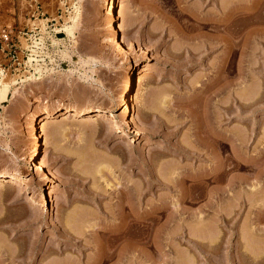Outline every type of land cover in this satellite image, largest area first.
<instances>
[{
  "label": "rangeland",
  "instance_id": "374dc122",
  "mask_svg": "<svg viewBox=\"0 0 264 264\" xmlns=\"http://www.w3.org/2000/svg\"><path fill=\"white\" fill-rule=\"evenodd\" d=\"M108 2L0 0V32H21L22 46L26 36L29 52L47 59L36 74L9 70L0 79L12 83L0 101V172L31 180L22 190L0 185V264H264V218L248 251L249 221L234 211L239 189L213 206L208 196L221 184L205 191L192 177L218 162L230 170L238 162L228 141L243 136L241 156L254 172L229 178L251 172L260 192L253 199L264 202V0H114L113 35ZM228 6L241 10L236 29L219 26ZM123 33L144 55L131 75L127 114L118 101L135 56ZM0 63H9L1 51ZM71 106L113 112L64 119ZM48 110L57 112L51 123L33 120ZM213 132L230 146L216 155ZM37 139L40 180L27 165Z\"/></svg>",
  "mask_w": 264,
  "mask_h": 264
},
{
  "label": "bare ground",
  "instance_id": "6f19581e",
  "mask_svg": "<svg viewBox=\"0 0 264 264\" xmlns=\"http://www.w3.org/2000/svg\"><path fill=\"white\" fill-rule=\"evenodd\" d=\"M259 2V1H258ZM233 4V3H232ZM235 5V4H234ZM104 6V5H103ZM231 6V5H230ZM236 6V5H235ZM107 7H108V11L110 12L109 14H112V18H111V20H110V23H108V20H107V26H109L110 25V27H109V29L111 30V33H110V35L113 33L112 31H114V33H117V30H116V28H115V16L113 17V12H114V9H115V3H114V0H109V2H108V5H107ZM257 7V6H256ZM228 8H229V6H228ZM227 8V9H228ZM254 8H255V6H254ZM260 8H262V7H260ZM223 9H225V10H227L226 9V7L225 8H223ZM239 9V10H238ZM250 9V8H249ZM241 11L240 10V8L239 7H234L233 6V8H229V14H230V17H228V19H225L224 21H218L219 22V26H225L226 24H230L229 25V27L230 26H232V27H234V29H236L235 28V26H237L236 24H238L237 23V19L235 18V16L233 15L235 12H238V11ZM248 9H246L245 11H247ZM250 10H253V9H250ZM250 10H248L249 12H250ZM256 10V9H255ZM262 10V9H261ZM108 11L106 12V13H108ZM244 11V9H242V12ZM260 11V10H259ZM259 11H257L258 13H259ZM226 11H224V13H225ZM253 12H254V10H253ZM105 13V12H104ZM118 13V12H117ZM228 14V13H227ZM120 14H117V16H119ZM107 16H108V14H107ZM233 16H234V18H233ZM121 19V18H120ZM218 20V19H217ZM258 20V19H257ZM261 20V19H260ZM121 21V20H120ZM216 22V21H215ZM252 23H254V21L252 22ZM262 23V22H261ZM224 24V25H223ZM255 24H257V22H255ZM106 26V27H107ZM117 26V25H116ZM228 26V25H227ZM119 27V26H118ZM117 27V28H118ZM107 30H108V28H106ZM119 29V28H118ZM110 30H109V32H110ZM119 31H121V30H119ZM233 31H236V30H233ZM232 31V32H233ZM108 32V33H109ZM122 32V31H121ZM113 33V34H114ZM235 33H237V31L236 32H234V33H232L234 36H235ZM112 34V35H113ZM120 35V34H119ZM126 36V34H121V36H120V38L122 37V39H123V43H124V45H125V43H126V47H127V49H128V51L132 54V55H134L135 57L133 58V60L128 64V67H127V69H126V83H125V87H124V90H123V93H121V96H120V94H118V96H120V98L117 96V98H119V101H118V99L116 100V101H118V105L120 106V107H123L124 108V112H125V114H127L128 112H131L132 110H131V107H133L132 105H131V107H130V105H129V101L131 100H129L128 98H127V95H128V93H129V91H130V87H131V84H132V79H131V75L133 74V72H134V70H136L140 65H141V63H142V59H143V52H141L138 48H137V45H135V43L130 39H127V37H125ZM114 37V36H113ZM113 39H115V37L113 38ZM122 39H120L121 41H122ZM228 41V40H227ZM231 41V40H230ZM229 42V41H228ZM232 43V42H231ZM234 43V42H233ZM231 45V44H230ZM234 45V44H233ZM230 47V46H229ZM233 47V46H232ZM128 52V53H129ZM143 55V56H142ZM145 59V58H144ZM126 68V67H125ZM223 72V71H222ZM123 73V72H122ZM228 75V74H227ZM234 77V76H233ZM12 83L10 82V80H3V82L1 83V85H0V101H5L7 98H8V95H9V93H10V90H11V85ZM231 85V83L230 84H226V86H225V88L224 89H226L228 86H230ZM222 86V85H221ZM214 87V86H213ZM221 88V87H220ZM210 89V88H209ZM223 90V89H222ZM121 91V90H120ZM220 91V90H219ZM218 91V92H219ZM211 92H213L212 90H211ZM210 92V93H211ZM214 92H216V91H214ZM232 92V91H231ZM113 105H115V104H113ZM112 107V106H111ZM233 109V108H232ZM104 112H113V110L112 109H107V108H105V106L103 107V106H96V107H94V108H86V109H78V108H76V107H74V106H71V107H67V108H65L64 109V112L62 113V115H64L65 116V118L64 119H73V118H80V117H82V116H85V115H88V114H94L93 116H92V118H94L93 120H95V121H98L99 120V118H101L102 116H103V113ZM57 114V112H55V111H53V110H48V111H42V112H40V113H36V114H34V116H33V120L34 121H38V120H41V121H46V124H48V123H51V120L55 117V115ZM124 116V115H123ZM30 118V117H29ZM90 119V118H89ZM113 120H115V119H113ZM31 121V120H30ZM116 122V121H115ZM33 123V122H32ZM31 124V123H30ZM114 124V123H113ZM115 125V124H114ZM30 126V125H29ZM33 127V126H32ZM36 127V126H35ZM31 128V127H30ZM213 128V127H212ZM33 129H35V128H33ZM217 130V129H216ZM216 130H215V128H214V131L216 132ZM30 131V130H29ZM215 132H213V134H212V138H214L215 140H216V142H215V147H214V151L213 152H215V153H213V154H217V153H219L218 152V146H225V147H227V146H229V145H227V143H225L224 141H222V139H221V137H222V135H221V137H220V135L218 134V133H215ZM31 133V132H30ZM137 133H139V132H137ZM39 134V133H38ZM32 135H33V133H32ZM35 135V134H34ZM241 135V134H240ZM243 135V134H242ZM232 136V135H231ZM245 136V135H244ZM37 137V136H36ZM39 137V136H38ZM228 137V136H227ZM220 138V139H219ZM229 138H231V137H229ZM228 138V139H229ZM224 139V138H223ZM44 140V139H43ZM231 140V141H230ZM229 141H228V143L230 142V143H232L231 144V146L234 148L233 150L235 151L234 152V159H236V161L238 162V163H235L234 164V161H233V167L230 169V170H227V169H225L224 167H226L224 164H221L220 165V162H218V164H217V166H213L214 167V169L213 170H209V171H203V172H201V173H197L196 175L194 174V176H192L193 177V183H194V181H195V183L197 182V184H199V186L200 187H202V189L204 188V190L206 191V189L205 188H208V187H206V186H208L207 184L210 182V183H215V185L217 184H221V186H222V183H227V185H226V187L225 188H219V187H221V186H219V187H217V189H215V188H213V192H211L209 195L210 196H208L209 198H212V200H210V201H212V205L214 206L218 201H219V198H222V197H225L226 195H229V193H233L232 191L233 190H235V189H239V190H237L238 192H240V194H239V196H236V197H238V199L236 198V200H237V205L235 206L236 207V210H234L235 211V215H237V218L238 217H245V219H247L248 221H249V223L247 224L248 225V227H250L249 229V231H251L250 233H248V234H245V233H243V234H245V236H242V240H244L245 242H244V244L243 245H245V248L248 250V251H251L252 249H254V247L256 248V246H253V245H251V242H250V236H252V235H254L255 234V231H256V234H257V231L259 232L260 230H262L263 228L261 227V220H262V218H264V202H258V201H255V200H257V199H253V195L255 194V192L257 193V194H259L260 192L258 191L259 189L257 188L258 187V185H257V180L255 181H253L251 178H252V174H244V175H242V176H239V177H231V178H229V175H230V172H234L235 170H239V169H245L247 172H249L250 170H251V168H252V164H253V161L251 162V160L250 159H247V160H249V161H247V162H249V163H252V164H250V167L249 166H247V162H245L246 160L243 158L244 156H241V146H243V144H244V142H246L245 141V138H243V136H239L238 135V137H235V138H231ZM202 141H204V140H202ZM35 142V141H34ZM135 142V141H134ZM225 144H224V143ZM44 143V142H43ZM230 147V146H229ZM38 149H39V142H38V139L36 140V142H35V144H34V150H33V154H32V156L30 157L31 158V163H28L27 165H29V168H28V171L30 172V173H34L35 174V176L37 177V178H39V180H40V173H39V170L41 171V168L39 169L38 168V166H37V164H36V159H35V156L37 155V153H38ZM200 151V150H199ZM198 151V152H199ZM201 152V151H200ZM199 152V153H200ZM204 152V151H203ZM199 156H200V154H198ZM207 154H205L204 153V156H206ZM214 155V156H215ZM235 156H236V158H235ZM239 157V158H238ZM240 158H242L243 160L241 161V159ZM207 159V158H206ZM215 159H217V161H219L218 159H219V155L217 156V158L215 157ZM240 159V161H238ZM245 160V161H244ZM221 161V160H220ZM235 161V162H236ZM230 162V161H229ZM232 162V161H231ZM239 162L240 163H245V164H240L239 165ZM249 163H248V165H249ZM229 164V163H228ZM230 167V166H229ZM26 168H27V166H26ZM26 168H24V169H26ZM27 170V169H26ZM249 170V171H248ZM252 171H253V168H252ZM261 171V170H260ZM28 172V173H29ZM236 172V171H235ZM254 172V171H253ZM262 172H263V170H262ZM262 172H261V176H263L264 174H262ZM244 173H245V171H244ZM43 174V173H42ZM259 176H260V174H258ZM21 176V178L20 179H16L15 177H14V175H10V174H7L6 172H0V185H7V184H10L11 186H12V188H13V186L15 187V186H17V187H27V186H29L30 185V179L28 178V177H24V176H22V175H20ZM258 176V177H259ZM260 176V177H261ZM34 177V176H33ZM178 177H183L184 179H186V178H188V176L187 177H185V176H183V175H179ZM191 176H190V180H191V178H192ZM254 177H256L257 178V176H254ZM259 177V178H260ZM31 178V177H30ZM37 178H35V179H37ZM179 178V179H180ZM178 179V178H177ZM261 179V178H260ZM32 183H35V182H31V184ZM37 183V182H36ZM38 183H40V182H38ZM37 183V184H38ZM166 183V182H165ZM194 183V184H195ZM167 184V183H166ZM9 185V186H10ZM33 185V184H32ZM41 185V184H40ZM196 185V184H195ZM211 185V184H210ZM209 185V186H210ZM31 186V185H30ZM29 186V187H30ZM196 186H198V185H196ZM17 187H15V188H17ZM199 187V188H200ZM18 189V188H17ZM29 189V188H28ZM201 189V188H200ZM15 190V189H14ZM21 190H22V188H21ZM23 190H24V188H23ZM26 190V189H25ZM30 190V189H29ZM203 190V191H204ZM258 192H257V191ZM202 191V190H201ZM200 191V192H201ZM236 191V192H237ZM236 192H235V194H236ZM204 193V192H203ZM202 193V194H203ZM209 193V192H208ZM201 194V195H202ZM234 194V195H235ZM200 195V196H201ZM204 195V194H203ZM233 195V194H232ZM237 195H238V193H237ZM184 196H186V195H184ZM199 195H198V198L196 197V199H199V197H200ZM183 197V196H182ZM202 197V196H201ZM200 197V198H201ZM219 197V198H218ZM257 197V196H256ZM141 198V197H140ZM139 198V199H140ZM218 198V201L217 202H215L216 201V199ZM195 199V200H196ZM202 199V198H201ZM203 199H205V197L203 198ZM207 199V198H206ZM223 199V198H222ZM259 200V199H258ZM261 200V199H260ZM263 200V199H262ZM138 201H140V200H138ZM184 200H183V198H182V202H183ZM120 210L121 211H119L120 212V214L121 215H124L125 214V211H126V207H125V204H124V202L123 201H121L120 202ZM139 205V204H138ZM138 205H137V207H138ZM217 205V204H216ZM204 206V205H203ZM206 207H203L202 208V210L203 211H205L206 210V208H208L207 207V205H205ZM215 207H217V206H215ZM214 207V208H215ZM126 208V209H125ZM210 209V208H209ZM219 209V208H218ZM233 209H235V208H233ZM255 209V210H254ZM253 210V211H252ZM131 211V214H132V212H133V209H131L130 210ZM141 209H140V207L138 208V209H136L134 212H133V215H132V217L134 216V221H135V223H136V227H137V229H138V235H136L137 236V240H136V242H137V244H135L136 245V252L137 253H140L141 251L140 250H142V249H140L141 247V243H142V241H143V239H142V229H141V224H142V222H140V220H142V217H143V215L144 214H141ZM216 211L218 212V213H220L219 212V210H217L216 209ZM250 211H252L253 212V214L250 212ZM180 212V211H179ZM178 212V213H179ZM232 212V211H231ZM246 212H247V214L248 215H246ZM249 212H250V214H249ZM180 215V214H179ZM199 217H203L202 215L201 216H199ZM129 218V217H128ZM204 218V217H203ZM203 218H202V220H203ZM124 219V218H123ZM201 219V218H200ZM241 219H244V218H241ZM228 220V219H227ZM246 220V221H247ZM204 221V220H203ZM226 221V220H225ZM247 221V222H248ZM122 222V221H121ZM125 222H126V220L123 222V223H120L119 224V227L120 228H122V230H123V227H125L124 226V224H125ZM134 223V224H135ZM260 228H262V229H260ZM255 230V231H254ZM264 230V229H263ZM142 232V233H141ZM204 232V231H203ZM66 233H68V231L66 232ZM254 233V234H253ZM242 234V235H243ZM256 234H255V236H256ZM71 235V234H70ZM122 235L123 234H121V235H119V236H117V238H115V240H117V239H119L120 237H122ZM258 235V234H257ZM71 237H73V236H71ZM205 237V236H204ZM199 243V242H198ZM199 247H200V249H205V247H206V245H204V244H197ZM110 248V247H109ZM105 248H103L102 246L99 248V252H101L102 253V255L105 253V250H104ZM111 253V252H110ZM108 256H110V255H107V257ZM112 256V255H111ZM104 257L105 258H103V256H102V259L105 261V260H110V258L112 259L113 257H106V254L104 255ZM103 260H101V261H103ZM118 263L117 264H122V263H124V259L123 258H119V260L117 261Z\"/></svg>",
  "mask_w": 264,
  "mask_h": 264
},
{
  "label": "built area",
  "instance_id": "2783aa9c",
  "mask_svg": "<svg viewBox=\"0 0 264 264\" xmlns=\"http://www.w3.org/2000/svg\"><path fill=\"white\" fill-rule=\"evenodd\" d=\"M20 34L21 32H19V36L13 35V32L7 29L0 32V51L9 61L7 64L0 63V79L2 76H6L9 70L12 74L22 73L24 75L27 73V76L36 74L47 60L45 56L29 52V38L26 36L27 48H24Z\"/></svg>",
  "mask_w": 264,
  "mask_h": 264
}]
</instances>
